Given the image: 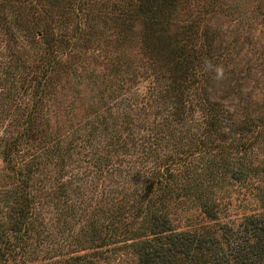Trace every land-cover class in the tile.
I'll use <instances>...</instances> for the list:
<instances>
[{
  "label": "trees",
  "instance_id": "obj_1",
  "mask_svg": "<svg viewBox=\"0 0 264 264\" xmlns=\"http://www.w3.org/2000/svg\"><path fill=\"white\" fill-rule=\"evenodd\" d=\"M227 5L0 0V179L6 181L0 183V264L39 258L43 264H99L117 252L135 264H264V106L246 75L240 79L223 66L222 31L212 21ZM100 33L112 35V48L95 43ZM135 46L156 82L147 97L164 111L151 129L143 124L146 133L130 129L137 112L133 126L117 130L101 111L130 79L125 74H138ZM87 50L108 58L101 57L98 70L88 72L87 61L80 69L92 117L85 132L64 139L51 131L47 112L56 81L91 57L82 58ZM215 66L224 67L222 79ZM75 92L86 95V89ZM80 152L86 156L77 159L81 172L71 166ZM134 152L140 155L120 157L124 165L115 167L116 156ZM110 171L122 174L117 187L91 196L80 179ZM233 185L250 188L260 202L237 222L221 216ZM190 205L209 222L175 228L171 213Z\"/></svg>",
  "mask_w": 264,
  "mask_h": 264
},
{
  "label": "rangeland",
  "instance_id": "obj_2",
  "mask_svg": "<svg viewBox=\"0 0 264 264\" xmlns=\"http://www.w3.org/2000/svg\"><path fill=\"white\" fill-rule=\"evenodd\" d=\"M228 3L227 8L214 15V22L212 23L220 28L221 34V47L220 51L223 53L222 57L225 61L223 65L226 69L233 70V74L238 76L240 79L246 75V84L248 88L252 90V96L263 109L264 106V0H224ZM190 6V11H191ZM194 8V7H193ZM196 10V9H195ZM194 10V11H195ZM192 10V13H194ZM187 9L181 12V16H186ZM112 35L108 33H100L95 37V43L97 45L106 46L112 48L109 38ZM135 63L139 70L138 74L126 73L125 76H130V79H123L121 86H118L112 96L106 98L103 102L101 111L108 115V121L114 123L117 130H121L125 124L131 125V117H135V112L139 115L138 121L135 127H130L132 131H139L143 129L146 133L149 131L153 123L161 120L160 115H163L164 111L160 110V106L150 99H148V87L155 85L153 83V77L149 74V69H145L143 60H140L141 53L137 50V47H131ZM91 54V57L86 58L81 64H77L74 69H70L64 72L60 78L56 81L55 87L58 89L54 95L56 100L53 101L52 110L47 112L50 123V129L62 133L64 139H70L78 133L85 132L88 124H85L87 119L91 118V114L87 109V98L88 95L87 87L84 86V82L78 73L80 69H100L101 57L107 59L105 55L99 56L101 53H95V51H85L82 58L87 57ZM109 55V54H108ZM97 57V62H91L93 57ZM90 60V62H89ZM87 61V68L85 62ZM143 64V67L140 65ZM223 67V69H224ZM153 83V84H152ZM123 84V85H122ZM81 88L86 89L84 97L78 98L75 90ZM144 95V96H143ZM149 100V101H148ZM146 101H148L146 103ZM137 103L140 109L129 110L128 105L131 103ZM107 109V111H106ZM125 115V116H124ZM143 124L149 125V128H144ZM188 126V125H187ZM141 127V128H140ZM83 128V129H81ZM183 131V130H182ZM135 135V134H134ZM177 134L174 135L176 140ZM172 140V141H174ZM171 141V140H170ZM130 152L136 151L131 148ZM140 155L138 152L134 154H119L116 156L117 163L115 167L123 166L124 164L118 165L120 157H137ZM86 158L82 152L73 153L71 166L74 167L75 171H80L82 168L77 169V164L83 163L82 160L77 162L78 158ZM91 157V156H90ZM264 159V157H261ZM4 161L0 156V173L4 171ZM119 172L110 171L106 175H101L98 178L95 176L91 177V180L84 181L80 179L83 184L89 187V194L95 196L96 193L112 187L115 189L121 180L122 174ZM94 174V173H93ZM6 182L0 179V183ZM3 187V186H2ZM247 187L242 185H233L229 188L230 196L226 199H222V203L227 204L223 206L221 216L224 219L237 222L246 212H249L252 208H260V202L257 198L248 192ZM253 191V190H252ZM50 221L52 223V230L55 231V221L53 213H49ZM173 226L177 229H191L197 228L198 226L206 225L209 221L195 206L187 207H175V211L171 213ZM46 260L32 261L31 264H43ZM99 264H135L134 258L121 252L111 254L106 258H102L98 261ZM22 264V263H20Z\"/></svg>",
  "mask_w": 264,
  "mask_h": 264
},
{
  "label": "clouds",
  "instance_id": "obj_3",
  "mask_svg": "<svg viewBox=\"0 0 264 264\" xmlns=\"http://www.w3.org/2000/svg\"><path fill=\"white\" fill-rule=\"evenodd\" d=\"M205 64H206V67H208V68L213 67L210 61H206ZM215 72H216V78L217 79L223 78L224 70L221 66H215Z\"/></svg>",
  "mask_w": 264,
  "mask_h": 264
}]
</instances>
